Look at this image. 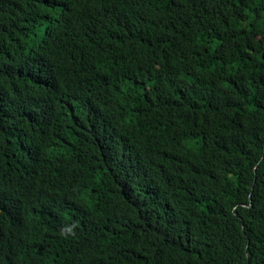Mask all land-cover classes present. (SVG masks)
Masks as SVG:
<instances>
[{"label": "trees", "instance_id": "obj_1", "mask_svg": "<svg viewBox=\"0 0 264 264\" xmlns=\"http://www.w3.org/2000/svg\"><path fill=\"white\" fill-rule=\"evenodd\" d=\"M0 264H264V0H0Z\"/></svg>", "mask_w": 264, "mask_h": 264}, {"label": "rangeland", "instance_id": "obj_2", "mask_svg": "<svg viewBox=\"0 0 264 264\" xmlns=\"http://www.w3.org/2000/svg\"><path fill=\"white\" fill-rule=\"evenodd\" d=\"M173 83L176 88L180 89L183 92H186L190 89L192 81L187 75L182 74L179 77L175 78Z\"/></svg>", "mask_w": 264, "mask_h": 264}, {"label": "bare ground", "instance_id": "obj_3", "mask_svg": "<svg viewBox=\"0 0 264 264\" xmlns=\"http://www.w3.org/2000/svg\"><path fill=\"white\" fill-rule=\"evenodd\" d=\"M61 90V89H60ZM56 91V90H55ZM66 91V90H65ZM59 93H61V92H59ZM62 94V93H61ZM58 96V95H57ZM56 96V97H57ZM60 100V99H59ZM83 100V99H82ZM63 101V100H62ZM100 101V100H99ZM64 102V101H63ZM77 102V101H76ZM79 107H80V105H79ZM85 107V106H84ZM66 108V107H65ZM80 110V109H79ZM83 111H84V109H82ZM110 113V112H109ZM108 114V113H107ZM76 116H77V114H76ZM91 118V117H90ZM33 119V118H32ZM112 122V121H111ZM54 124V123H53ZM80 125V124H79ZM94 125V124H93ZM53 126V125H52ZM56 129V128H55ZM53 130V129H52ZM25 132V131H24ZM50 133V132H49ZM54 135V134H53ZM89 135V134H88ZM25 137V136H24ZM33 137V136H32ZM62 137V136H61ZM85 137V136H84ZM48 138V137H47ZM51 138V137H50ZM49 141V140H48ZM53 141V140H52ZM57 147V146H56ZM46 149V148H45ZM50 149H51V147H50ZM95 149V148H94ZM85 151V150H84ZM89 151V150H88ZM89 153H90V156L93 154V152H91V151H89ZM49 154V153H48ZM56 156V155H55ZM61 156H62V154H61ZM55 159V158H54ZM48 161H49V159H48ZM53 161V160H52ZM51 162V161H50ZM59 162V161H58ZM55 163V162H54ZM97 168V167H96ZM95 174V173H94ZM70 177V176H69ZM66 180V179H65ZM99 181V180H98ZM65 182V181H64ZM110 183V182H109ZM108 185V184H107ZM114 188V187H113ZM105 190V189H104ZM111 190V189H110ZM64 192V191H63ZM87 194V193H86ZM102 200V199H101ZM100 203V202H99ZM94 204V203H93ZM92 204V205H93ZM102 204V203H101ZM95 205V204H94ZM86 209V208H85ZM121 218V217H120ZM207 235V234H206Z\"/></svg>", "mask_w": 264, "mask_h": 264}]
</instances>
